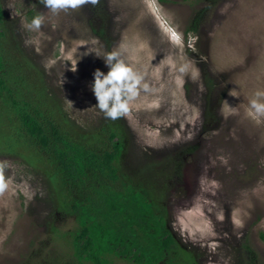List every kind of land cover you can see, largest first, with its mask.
Instances as JSON below:
<instances>
[{"label":"rangeland","instance_id":"rangeland-1","mask_svg":"<svg viewBox=\"0 0 264 264\" xmlns=\"http://www.w3.org/2000/svg\"><path fill=\"white\" fill-rule=\"evenodd\" d=\"M0 7L4 55L46 113L94 147L103 148L102 130H118L120 177L165 210L176 264H264V117L250 115L264 91V0H100L59 15L40 0ZM40 14L41 30H28ZM114 50L149 85L116 120L92 91ZM1 107L0 125L14 137ZM6 143L0 161L11 165L12 187L0 196V264H93L73 256L78 225L62 209L53 168ZM107 264L134 263L111 254Z\"/></svg>","mask_w":264,"mask_h":264},{"label":"trees","instance_id":"trees-1","mask_svg":"<svg viewBox=\"0 0 264 264\" xmlns=\"http://www.w3.org/2000/svg\"><path fill=\"white\" fill-rule=\"evenodd\" d=\"M4 16L0 7V104L15 136L0 125V145L11 141L32 149L53 168L62 209L74 215L78 225L71 233L73 256L93 264H107L111 254L134 264H176L178 242L165 210L155 206L146 187L120 177L117 161L124 142L118 130H102L107 132L103 148L71 138L37 97H31L29 85L4 55Z\"/></svg>","mask_w":264,"mask_h":264},{"label":"clouds","instance_id":"clouds-1","mask_svg":"<svg viewBox=\"0 0 264 264\" xmlns=\"http://www.w3.org/2000/svg\"><path fill=\"white\" fill-rule=\"evenodd\" d=\"M40 3L53 15H59V13L69 10L77 11L86 5L96 6L100 0H40ZM44 22L43 14L36 15L29 23L25 24V27L30 31L39 32ZM103 59L109 71L105 74L97 69L94 73L92 91L97 100L95 107L104 113L105 118L112 120L129 116L132 103L139 97L141 89L148 91L149 85L143 83L142 75L125 63L121 58L120 51L109 52ZM185 70V67L180 68L181 72ZM262 100H264V91H257L250 101V115L254 118L264 117V102ZM236 112L234 107L230 108V114H236ZM9 167L11 165L8 161H0V196L10 191L12 187V180L5 174Z\"/></svg>","mask_w":264,"mask_h":264}]
</instances>
